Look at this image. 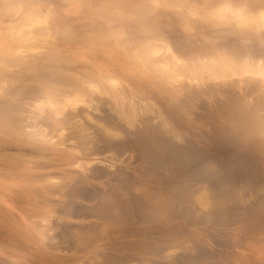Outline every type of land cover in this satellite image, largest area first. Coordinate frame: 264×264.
<instances>
[{
	"label": "bare ground",
	"instance_id": "obj_1",
	"mask_svg": "<svg viewBox=\"0 0 264 264\" xmlns=\"http://www.w3.org/2000/svg\"><path fill=\"white\" fill-rule=\"evenodd\" d=\"M10 1H19L21 3L24 0ZM29 1L34 2L36 0ZM108 1L109 2L107 5H109V7L116 6L120 9L123 8V11L126 10L128 12V10H130L134 11L135 13H143V10L144 12L146 11L143 5L139 4V6H133L131 2L130 4L129 2L126 3L125 1L127 0L122 1V3H120V0ZM8 3L9 2H7V4ZM124 5H130L129 7H131V9L127 7L124 8ZM4 6L5 5H3V8ZM23 6L28 7L29 5H26L23 2ZM5 9L6 12H8V8H6V6ZM9 9L13 10V7ZM16 9L18 10V8ZM39 9L36 7L26 10V12L28 13L25 15L29 20L21 18V21L24 19L23 22L28 21V23L21 24L19 28H15L14 32L16 33V36L14 37V39L0 41V65L4 67L3 69H7L9 67L15 68L14 70H12L15 71L17 75V78L13 79L9 77L8 79L5 71L11 72V70L0 69V118L2 119L0 120V132L2 130L3 132L5 131L9 135L13 136V141H11V139H4L2 142L0 141V150L4 148L7 149V147H13L19 151H25L27 153L40 155L41 158L36 157V155H32L33 157L37 158V162L35 163L36 165H33L32 167L39 168V166H41L44 167V169L48 166L54 167V171L47 170L41 173L37 170H34L33 168L29 169L31 170V172L28 174V178L39 183V186L32 185V187L35 188L33 189V191H31V193H29V196L33 198V200L41 197L43 199V202H45L44 199L47 200L48 197L56 194L59 200L63 202V204L67 205L68 208L71 206V210L67 208V212H65L64 215H66L67 213L70 214L73 211L75 213H78V211L80 212V210H83V212L84 210L86 211V208L83 209L81 207L82 209H79L73 205V203H76V199L97 203L95 204V206L92 204V209H94V211L89 210L92 213L94 212L96 215L91 214V212L89 214L97 216V221L99 220L97 223H101L103 227L102 230L96 229L97 223H94L95 227L92 229H90V226H88L89 229H86L88 228L86 227L84 228V230L83 228L79 227L84 232V235L88 234L92 230L95 233H92V231V236L90 238H87L85 236L78 237V235H73V233H67L66 238L62 239L63 242L62 240H54V238H56V233L54 237V233L52 235L50 234V237L48 236V233L45 234L42 238L49 239V242H44L42 241L43 239H39L38 236L34 233L29 232L30 234L28 235H22L21 233H17L13 230V234H15L16 237L20 241H22L20 243L19 241L13 239V237L10 235L12 241H16L15 243L19 242L17 243L18 247L21 246L22 249L23 247H31L37 251L39 248L54 249L55 251V248H57L58 250V247L60 248L62 245L64 247V245L66 244V246L71 247V249L73 247L75 248V246L77 245V247L81 246L82 249L90 248L97 251V247L99 245H105V247L114 250L115 252L126 250L135 251L136 253L144 256H155L156 254H160L161 256L162 250L167 246L166 244L156 242L154 238H156L157 235L164 237L170 236L169 232H175L176 235L178 233L180 234L182 232V225L186 219H189L190 221L198 220L199 222L200 218L195 219L193 217L194 214H190L193 213L194 208L198 209L202 206L207 207L208 205L211 206V209L206 211L205 214L212 213L213 215L214 213V216H226L229 215L227 213H231V215L234 214L235 212H237V210H240V207H229V204L225 202H229L232 204H239V202L243 201H246L247 204L248 202H250L247 201L249 198L245 197L250 195L251 192H254V189H256L258 185H260V187L263 186V179L262 181H260V183H255L252 179V176H247L244 173H241L237 168H234L236 169L235 171L234 169H232L231 171H227L224 167V169H220L219 167H221V164L224 163L220 162V164L218 162L220 165L218 166L216 159L212 157L210 153L207 154L206 152V155L208 156L203 155L197 151L198 149L196 147L195 148L197 150H195L194 147H189L186 144L187 142H185L184 144V140L182 139L183 136L181 137L178 134L173 133L174 128L166 121L167 117L164 118V116L161 115L163 113L161 112L160 108H156V106L150 104L151 102L149 103L148 101H145V97L138 90L140 88L138 86L139 82H143L140 75L141 72H144V74H146L145 72L147 69L149 71L151 70L150 67H157V72L163 73L165 77L167 76L168 78H171L170 81L175 79L172 81V83L174 81L176 82V80L178 79L186 77V79L188 78L193 81L196 80L197 83L199 81L200 84L202 80H199V78L202 75L204 76V78L207 77L205 79L210 78L211 82L216 79H218L219 81L220 78L224 79V77H241L245 74L253 75V77L257 76L264 80V58L252 51L247 50L243 53L241 52L242 50H238L234 52L233 50L222 48V44L221 47H213L208 44V47H211L212 50L207 51L204 55H201L202 53L199 54L198 51L195 52L196 54H191L192 51L191 53H183V55L186 56L189 60H186L185 62V59H183L184 62H182L178 57L180 54L177 56L173 52L168 40L161 36L151 35L152 32L148 31H146L148 35H146L145 32L142 38L139 40L141 42L134 41L131 42L132 44H123L117 42L112 43L109 42L108 39L98 37L97 40H91L88 43L85 42L86 44L83 43L75 46L74 49L77 48L75 52H71V48L66 49V53H64L66 42L64 44H60L61 42L58 43L56 41L51 42L52 38L50 39V36H47L48 32L46 27L41 26L43 18L39 15ZM2 11H4V9H2ZM10 12L12 13V11ZM13 13L14 15H16L15 13L18 12L13 10ZM251 26L252 25H250V27ZM66 28L70 29L68 27ZM63 29L62 31H64ZM118 29H120V27ZM118 29H115L116 32H118ZM74 30L70 29V32H74ZM247 30H240L239 32L243 34L246 33ZM75 33H73L72 35H74ZM64 34H62V36ZM247 34L248 33L244 34L245 38V35ZM52 35L53 32L51 36ZM65 35L64 37L68 39L69 36L67 37V35ZM162 36L164 35L162 34ZM7 37L8 36H6V38ZM57 37L60 38V34H58ZM64 37L60 39H64L65 41ZM47 39H50L51 41H48ZM212 44L217 45L215 43ZM42 46L46 47L47 51L45 50V52L43 51V53L34 52L35 49ZM20 48H23L26 51L20 50ZM206 48L207 46H205L204 49ZM190 49L192 50L193 48ZM200 51L202 52V50ZM178 52L179 49L176 53ZM84 57H88L91 60L88 63H84L85 61L80 59ZM87 65L88 68L86 67ZM155 71L154 73H156ZM5 75L7 76V79H5ZM122 80H126L125 82L129 81V83L133 84H129V89H127L121 85ZM183 82L185 83V81ZM183 82L181 81L182 84ZM202 82H206L208 83V86H210V80L209 82L207 80H204ZM231 82L234 83V81ZM218 84L216 86L219 88ZM240 84L239 89H241V93L239 94L238 92L239 96L242 97L247 95L248 93H251L249 92L251 90L248 89L249 86L247 87L243 85L242 88H240ZM168 85L164 83L159 84L156 85V89L160 91L163 101H166V103L168 102V104L175 103L174 105H171L169 107V110L171 111L170 113H173L177 117H179L182 113L189 114V107H193L189 105L197 100L196 98L198 96H201L198 92L199 90L195 89L197 87H195L194 89L192 87V90L191 87L185 85V89V87L180 84L178 86L182 87L180 88V90L182 91H180L178 87L177 90L175 86L174 91H172L170 87H167ZM216 86L214 85V88ZM175 89L180 92H177ZM199 89L201 88L199 87ZM219 89H221V87ZM237 89L236 91H238ZM229 90L232 89L230 88ZM229 90L228 94H232V92L230 93ZM138 91L140 92L139 94ZM146 92L149 91L143 90V93ZM201 92H203L204 95H207L206 93L209 92V90L208 88H202ZM228 94V99L223 97L225 95L222 96L224 100L227 99V101H222L220 99L222 103L225 102L223 103V110H225V112H227L226 109H229V111H231L232 109L234 111L231 112L230 115H219L221 119L227 118L226 120H228L229 117L233 119H239L240 117L241 120H246L248 119V116L252 115L250 110H252V112L253 110L258 111V108L261 107H259L261 103H259L258 105L256 102H253L254 104L256 103V105L252 103L253 106L247 105L243 109V111H241L239 110L240 108H238L239 105L237 106L235 104L238 103L237 101L239 99H241L240 101H243V98H239L237 94H235L234 96L233 94ZM246 97H244V99H246ZM210 98H212V94L210 95ZM193 99L195 100L193 101ZM198 103L199 102L196 101V103L194 102L193 104ZM217 108H220V104H218ZM87 109L89 111L91 110L92 112H99L100 114L98 113V116L92 115L91 113H89V111L87 112ZM208 112H206V114ZM188 116L193 117L192 114H189ZM236 126L238 125H235V127ZM246 126L249 130L257 129V134H264V118L260 119V121L258 119L253 121L252 123H247ZM246 126L243 127L246 128ZM257 134L255 136H257ZM261 138V141L264 143V138L260 137V139ZM127 150L132 151V154L129 155V159L135 157V160L137 158V160L139 161L138 163L142 162L144 164L143 167H145V173H147V171L152 172L154 169L160 172L163 171L164 174H166V172L170 173L169 176L171 175L173 178H169V176L167 177L166 175V177H164L166 179L163 182L161 188H163L164 194L167 193L173 195V198L171 197L172 199L167 198V200H159L158 203L153 202V205L151 206L148 204V202L156 197V195L152 191L143 193H136L137 191H135L136 186L139 187L142 185L141 182H144L142 175H130L128 174L127 170H119L115 166L114 168L113 165H108L106 168H104L95 164L92 165L87 161L86 163L84 160L91 158L99 160V158L106 156H108L110 159H115L116 157L119 159V156H121V154L123 153L125 154V151ZM262 151L264 150H261V152ZM133 152H137L135 153V156L133 155ZM16 153V156H14V153H10V155H8V153H4L7 156H5L4 154L2 156H5L4 160H6V158L12 157L10 158L11 160L9 159L10 161L6 162L7 164L11 163L12 159L14 158L15 161L13 162L18 163V161L21 160L23 156L21 154L19 156L18 152ZM46 154H50L52 157L47 156ZM2 158L0 159V161L2 160ZM83 160L86 164L83 163ZM50 161H54L56 162V164L53 163V165L51 163L50 165ZM89 163L91 165H89ZM3 164H5V162ZM12 164L14 165V163ZM9 165L11 166V164ZM87 165L89 167H87ZM228 165H230L229 162ZM228 165L226 168H228ZM234 166L237 165L235 164ZM59 173L61 175H58L59 177H55ZM130 173L132 174V172ZM154 173L156 172L154 171ZM254 179L256 178L254 177ZM145 182L147 181L145 180ZM148 182L151 185L150 181ZM147 186L145 184L146 188ZM151 187L153 188V184ZM200 188H209L210 191L205 190V193L201 191L202 194L196 196L195 193L197 194L198 191H200ZM256 190L259 189L257 188ZM25 192L27 193V191ZM260 199L261 198H259V200ZM260 201L264 203L262 199ZM187 204H190L192 206L189 210L186 208ZM197 204H202V206L198 207ZM259 204L261 203L259 202ZM86 207L89 208L90 206ZM242 209L243 208H241V211ZM262 212V214L264 215V211ZM81 213L82 212H80V214ZM173 219L177 220L178 222L174 223ZM152 222H158L159 224H161L159 228H162V230L158 231L157 235L156 233H154L156 231L153 232V227L151 226ZM99 227L100 226H98L97 228ZM70 229L69 231L73 232V230ZM45 230L46 232H48L47 229ZM96 230L99 234L96 232ZM79 232L80 231H78V233ZM183 233L184 231L182 232V234ZM102 236H107L105 238L106 240H104V237ZM52 240H54V242H52ZM2 242L4 241L2 240ZM196 252L198 253V251ZM164 254L161 257H165ZM198 254L203 256L201 253ZM106 256H104L105 258L101 256V259L94 261L93 264H108L106 259H110V257L107 256L106 258ZM36 257L38 260L40 256L36 255ZM51 258L57 263H60L59 261H62L59 257H56V255L51 256ZM197 258L199 259L200 257ZM3 259L4 258L0 255V264L28 263L25 261L26 259L20 260L17 258H13V261H10V263L7 260H4V262ZM114 260L112 262H115ZM196 260L197 259L195 258V261ZM120 262L122 263L123 260ZM120 262L119 264H121Z\"/></svg>",
	"mask_w": 264,
	"mask_h": 264
},
{
	"label": "rangeland",
	"instance_id": "obj_2",
	"mask_svg": "<svg viewBox=\"0 0 264 264\" xmlns=\"http://www.w3.org/2000/svg\"><path fill=\"white\" fill-rule=\"evenodd\" d=\"M4 1L5 0H0V5L2 7V8L0 7L1 9L0 11L3 13L2 14L0 12L1 14L0 16V36H1L0 41L14 39V37L16 36L15 35L16 33L14 32L15 28H19L21 24L28 23V21L23 22L24 19L21 21V18H25L26 20H29L27 16L25 15L28 13L26 12V10L37 7L38 9L40 8L39 15L43 18L42 20L43 22L41 26L46 27L47 32H48L47 36H50L49 37L50 39L52 38L51 39L52 41L50 39L49 40L47 39V40L51 42H55V41L58 43L61 42L60 44H64L66 42L64 53H66V49H71V48L72 50L70 51L75 52L77 50V48L74 49L75 46L83 44V43L86 44L91 40H97L98 37H103L105 39H108V41L112 43L117 42V43H123V44H130L131 42H134V41L141 42L139 40L142 38L143 34L146 31H148V32H152L151 35L161 36L165 38L166 40H168L169 44L172 47L173 52L177 56L180 54L178 57L180 58V61L182 62H184L183 59H185V62L186 60L187 61L189 60L187 59L186 56L183 55V53H191L192 51L191 54H196L195 52L198 51L199 54L202 53L201 55H204L207 51L212 50L211 47H208V44H210V46H213V47L214 46L221 47V44H222V48H227V49L233 50L234 52L238 50H242L241 52L244 53L248 50L264 58V0H127V1L120 0L121 1L120 3H122V1H125L126 3L129 2V4L131 2L133 6H139L140 4L145 7L146 11L144 12L143 10V13L142 12L135 13L134 11L128 10V12H130L131 14L128 13L126 10L123 11L122 7H121L122 9L116 6L115 7L111 6V5H110L111 7H109V5H107L109 2L108 0H52V2L51 0H44V1L36 0L37 2L36 1L30 2L29 0H27L28 1L27 2L26 0H24L21 3L19 1L12 2L10 0L9 1L6 0L5 1L6 4ZM7 2L9 3L7 4ZM23 2L24 4L29 5V6L28 7L23 6ZM31 3H34L35 5ZM135 4H138V5H135ZM3 5H5L6 8H8V12H6L5 6L3 8ZM129 6L124 5L123 7L124 8L127 7L131 9V7ZM12 7L14 11L18 12V13H15L16 15H14L12 9H9ZM16 8H18V10ZM2 9H4L6 14L4 13V11H2ZM41 10H42V13L44 14L41 13ZM10 11H12V13ZM11 25L12 26L14 25V26L12 27ZM250 25L252 26L250 27ZM247 26L249 29L247 28ZM66 27L72 30L76 28L77 29L74 30V32L73 31L70 32V29H67ZM119 27L120 29H118ZM60 28H62L64 31H62V29ZM8 29H9V32H8ZM115 29H118L117 30L118 32H116ZM219 30H222V31H219ZM240 30L248 31V32L246 31V33H248L247 35H245L246 38L244 37V34L246 33L242 34L239 32ZM52 32H53L52 36L54 37L51 36ZM62 32H64L67 35V37L69 36L68 39L64 37L65 34ZM125 32L126 33L128 32V33L126 34ZM73 33L75 34L72 35ZM58 34H60V38L64 37L65 41L64 39H60L59 37H57ZM62 34L64 35L62 36ZM145 34L148 35L147 32ZM162 34L165 37L162 36ZM6 36L8 37L6 38ZM80 38H82L83 40ZM84 38H86L87 40ZM212 43H215L217 45H214ZM190 44H192L193 46ZM196 46H198L199 48ZM205 46H207L208 48V49L206 48L207 50L204 49ZM190 48H193L194 50L193 49L191 50ZM5 49H8V48H5ZM178 49H179V52L176 53ZM20 50H25V49L20 48ZM45 50L47 51L46 47L42 46L40 48L38 47L37 49H35L34 52L43 53V51L45 52ZM200 50H202V52ZM23 54H27V53H23ZM80 59L84 60L85 61L84 63H88L91 60L88 57H84ZM86 67L88 68V65ZM3 68L4 67L0 65V69L2 70H11V72L5 71L6 75L8 76V79L9 77L13 79L17 78L15 71H13L15 68H10V67H9L10 69L9 68L3 69ZM154 68L155 67L153 68L150 67L151 69L150 71L147 69L145 72L146 74H144V72H141L140 75H141V79L143 80V82L142 83L139 82L138 87L140 88L138 90L145 97V101H148L149 103L151 102L150 104L156 106V108L161 109V112L164 114V115L163 114L161 115L164 116V118L167 117L166 121L174 128L173 133H176L181 137L183 136L182 137V139L184 140V141L182 140L183 143L185 144V142H187L186 144L189 147H192V148L196 147L198 150L196 148L195 150H197L201 154L206 155V152L207 154L210 153L212 157L216 159L218 166H220L219 165L220 162L224 163V164L220 163L222 165L221 167H219L220 169L225 168V170L231 171L232 169L237 168L240 170L241 173H244L247 176H252L253 177L252 179L255 183H260L262 179L264 182V151L261 152V150H264V143L261 141L262 138L260 139V137L264 138V134H261V133L257 134L258 132L257 129L249 130L247 129V126H246L247 123L248 124L252 123L253 121L258 120V119L260 121V119L264 118V101H263L264 100V80L257 76L253 77V75L245 74V75H242L241 77L240 76L239 77L230 76L231 78L228 77L229 79L227 77H224V79L220 78L221 80L219 79V81L218 79L214 81L212 79L213 82H211L210 78L205 79L207 77L204 78V76L202 75L199 78V80H202V81L207 80L208 82L210 80L209 82L210 86H208V83L206 82L201 81L199 84V81L197 83L196 80L193 81L188 78L187 80L186 77H183L182 79H178L176 80V82L174 81L172 83V81L175 79L170 81L171 78H168L167 76L165 77L163 73L157 72V69H158L157 67L155 69ZM154 71L157 74L154 73ZM6 75H5L6 77L5 79H7ZM225 79H226V82H225ZM179 80H181L182 82L185 81L186 84L184 82L183 84L191 87V89L192 87L193 89L197 87L195 89L199 90L198 92L201 95L196 98L197 100L193 99V101L195 100L194 101L195 103L196 101L199 102L198 104H193L194 103L193 102L192 103L193 105L192 104L189 105V106H193V107H189L188 109L189 114H192L193 117L188 116L189 114H186V113L185 114L182 113L179 117L175 116L173 113H170L171 111L169 110V107L171 105H174L175 103L168 104V102L166 103V101H163L160 91L156 89V85L164 83L166 85L169 84L167 87H170L172 91H174V86L176 87L177 90L178 88L180 90V88L182 87L178 85L180 84L183 85V84ZM230 80L234 81V83L231 82ZM125 81L126 80H122L121 85L129 89V84H133V83H129V81L127 82ZM203 83L206 85H204ZM238 83L239 84L241 83L240 88H242L243 85L247 87L249 86L248 89L251 90L249 91L251 93H248L247 95L242 96V97L239 96V94L241 93V89H239ZM213 84L215 86L218 84L219 88L221 87V89H219L217 86H216L217 88L216 87L214 88ZM185 85L183 86L186 89ZM235 85L238 87H236ZM199 87L201 89H199ZM202 88L204 89L208 88L209 92L206 93L207 95H204V93L201 92ZM230 88L232 90H229ZM236 89L238 91H236ZM143 90L149 91V92L143 93ZM228 90L230 93L232 92L233 96L237 94L239 98H243L242 99L243 101H240L241 99H239L238 101L236 100L238 103H236L235 105L237 106L239 105L238 107L240 108L239 110L243 111V109L247 105L253 106L252 105L253 102H256L258 105L259 103H261L259 105V107L260 106L261 107L258 108L259 109L258 111L253 110L252 112V110H250L252 115L250 114L251 116H248L247 117L248 119L246 120L245 119L241 120L240 117L239 119H233L231 117H229L228 120H226L227 118L221 119L219 115L221 116L230 115V113L234 111L232 109L231 111H229V109H226L227 112L223 110V107H224L223 103L225 102L222 103V101H227ZM139 91H138V94L140 93ZM180 91H177V92H180ZM210 92L212 94V98H210V95H211ZM232 94H228V95H232ZM223 95H225L226 97ZM222 96L227 99L224 100ZM181 97H182V94H181ZM244 97H246V99H244ZM256 103L255 104L253 103V104L256 105ZM218 104H220V108H217ZM88 111L89 110L87 109V112ZM93 112L91 110L89 111V113H91L92 115L98 116L100 114L99 112H98L99 114L97 112H94L93 114ZM206 112L208 113L206 114ZM0 120L2 119L0 118ZM235 125H238V126L235 127ZM243 126H246V128ZM1 132H0L2 134V135L0 134L1 142L4 139L5 140L11 139V141H13V136L9 135L5 131L3 132L1 130ZM3 133H6L7 135ZM255 133L259 137L255 136L256 135ZM231 140L232 141L235 140V141L232 142ZM130 150L125 151L126 152L125 154L124 153L121 154V156H119V159L117 157L115 159H110L108 156H106V157L99 158V160L95 158H91L87 160L84 159V160L85 162L86 161L90 162L92 165L95 164V165H98L104 168H106L108 165H113V167L115 166L119 170H122V169L123 171L127 170L128 174L130 175H134V176H137L138 174L142 175L144 182L143 181H142L143 183L141 182L142 185L139 186L141 188L136 186L135 191H137L136 193L152 191L156 195V197L148 202V204L151 206L153 205V202L158 203L159 200H167V198L172 199L173 195L167 194V193L164 194L163 188H161L163 182L166 179L164 177H166V175L168 177L170 173L166 172V174H164L163 171L160 172V171H156L155 169L152 172L147 171V173H145L144 172L145 167H143L144 164L142 162L138 163L139 161L137 160V158L135 160V157L129 159V155L132 154V151ZM16 152H18L19 156L21 154L24 158L20 157L21 160H19L18 163L13 162L15 161L14 160L15 158H14L12 159L11 163L7 164L6 162L10 161L11 160L10 158L12 157L6 158V160H4L5 156H7L4 153L6 154L8 153V155H10V153L11 154L14 153L15 154L14 156H16L17 154ZM135 153L137 152H133L134 156H135ZM3 154L5 156H2ZM32 155L34 156L36 154L27 153L25 151H19L13 147H7V149L4 148L0 150V157L1 156L3 157V158L1 157L2 160L0 161V164H1L0 165L1 167L0 168V255L4 258L3 261L7 260L10 263V261H13V258L14 259L17 258L20 260L26 259L25 261L28 262L27 264H48V263L49 264L50 263L51 264H61V263L62 264H93L94 261L101 259V256L104 257L107 255L110 257L109 259L106 256L107 258L106 260L108 264H119V262L122 260L123 262L122 263L120 262L121 264H166V263L167 264H264V217H263L264 215L262 214L263 213L262 211H264V203L260 201L262 199L264 202V184L261 187L260 185H258L259 187L257 186V188L259 190H256L257 188L254 189V192H251L250 195L245 197V198H249L247 200V201H250L248 202V204L246 201L239 202V204H236V203L232 204L229 202H225L229 204L228 205L229 207L230 206L231 207L233 206L236 208L240 207V210H237V212H235L232 215L231 213H227L230 216L229 215L219 216L218 214H216L218 216H214L215 215L214 213L213 215L212 213H208L209 215L205 214L206 211L211 209L210 208L211 206L207 205V207H203L202 204H197L198 207L199 206H202V207L198 209L194 208L195 212L193 210V213H190V214L191 215L194 214L193 217L195 219L200 218V220L198 222V220L190 221L189 219H186L182 225V232L184 231L183 234L181 232L180 234L178 233L176 235L175 232L174 233L169 232L170 236H166V237L158 236L157 232L162 230V228H159L161 224H159L158 222H152L151 226L153 227L152 228L153 232L156 231L154 233H156L157 235L156 238H154V240L156 242L166 244L167 246L162 250V253H161L162 254L161 256H163V254L166 253L164 254L165 257L167 256L166 258L161 257L160 254H156L158 256L156 255L155 256L154 255L144 256V255H140L136 253L135 251H126V250L121 251L120 250V251L115 252L114 250H111L105 247V245H102V246L99 245L101 248L98 246L97 251L90 249V248L82 249L81 246L77 247V245L75 246V248L73 247L71 249V247H67L66 244L64 245V247L62 245L61 246L62 248L58 247V250L57 248H55V251L54 249H43V248L42 249L39 248L37 251L31 247H26V248L23 247L22 249V247L21 246H20L21 248L18 247V244H17L19 242L21 243L22 241H20L16 237V235L13 234V230L16 231L17 233L18 232L21 233L22 235L24 234L28 235L30 233H34L41 240L43 239L42 237L47 233L49 237L53 233H54L53 235L54 237L56 233V236H55L56 238H54V240L56 241H59V240L61 241L62 239L66 238L67 233H70V234L73 233V235L74 234L78 235V237L85 236L87 238L88 237L90 238L92 236L91 232L93 230L92 231L90 230L91 232L84 235V232L82 231L81 228H83L84 230V228L90 226V229H92L95 227L94 223H97L99 221V220L97 221L98 217L95 216L96 214L94 212L93 213L91 212V211H94V209H92L93 208L92 204L95 206V204L97 203L76 199L75 200L76 203L75 204L73 203V205L79 209L86 208V211L84 210L83 212V210L82 211L80 210V212H82L81 214L79 211L78 213H75L73 211L70 213L71 215L69 213L64 215V213L67 212L66 209L68 208V206L63 204V202L59 200L56 194L48 197L47 200L44 199L45 202H43V199L41 197L39 198L34 197L37 199L33 200V198L29 196V193H31V191H33V189L35 188V187H32V185L39 186L38 185L39 183L32 181L30 180V178H28L29 177L28 174L31 172V170L29 169L33 168L34 170H37L38 172L41 173L47 170L54 171L53 170L54 167L48 166V167H45V169L44 167H41V166H39V168L32 167L33 165H36L35 164L37 162L36 157L41 158L40 155H36V157H33ZM46 155L51 156L50 154H46ZM3 160L5 164H3L4 163ZM84 160H83V163H84ZM228 162L230 163V165H228ZM12 163H14V165ZM51 163L56 164V162L54 161H50V165ZM90 163L89 165H91ZM9 164H11V166ZM235 164L237 166H234ZM5 165H7L8 167ZM227 165H228V168H226ZM87 167L89 166L87 165ZM235 170L236 169H234V171ZM129 171L132 172V174ZM154 171L156 173H154ZM157 173H160V174H157ZM25 175H28V176H25ZM58 175H61V174L59 173L55 177H57ZM171 177L172 176L170 175L169 178ZM254 177L256 179H254ZM145 180L147 182L150 181L151 185L149 184V182L147 184ZM145 184L146 186L150 185L149 186L150 188L148 186L146 188ZM152 184H153V188L151 187ZM137 187L142 190H139ZM203 188L202 189L200 188L199 189L200 191H198L197 194L195 193V195L197 196L199 194H202V192L205 193L206 192L205 190L210 191L209 188L207 189H203ZM25 191H27V193ZM258 197L261 199L259 200ZM258 201L261 204H259ZM52 206L53 207L55 206V207L53 208ZM86 206L88 207L90 206V207L87 208ZM70 207L68 209L71 210ZM190 207H192L190 204L186 205V208L188 210L190 209ZM241 208H243L242 211H241ZM55 210H58V211H55ZM90 212L91 214H95V215H90L89 214ZM173 221L174 223L178 222L175 219H173ZM96 225H97L96 229L102 230L103 226L101 225V223L100 224L97 223ZM98 226L100 227L97 228ZM70 228L73 230V232L69 231ZM45 229H47L48 232H46ZM86 229H89V227ZM78 231L80 232L78 233ZM38 232L39 233L41 232V233L39 234ZM92 233H95V232L93 231ZM64 234H65V237H64ZM10 235L13 237V239L19 242L15 243L16 241H12V239L10 238ZM102 237H104L103 239L106 240L105 238L107 236H102ZM2 240L4 242H2ZM48 240L49 239H43L42 241L47 242ZM54 240H52V242H54ZM194 244L196 245V247ZM65 246L67 249L65 248ZM193 248L195 249V251ZM196 251H198V253H201L203 256L199 255ZM36 255L40 256L38 260H37L38 256L36 257ZM53 255L54 256L56 255V257H59L62 261H59L60 263L55 262L51 258V256ZM196 255L197 257H200V258L198 259ZM117 258L120 261H118ZM195 258L197 259L196 261H195ZM112 259L115 262H112L113 261Z\"/></svg>",
	"mask_w": 264,
	"mask_h": 264
}]
</instances>
